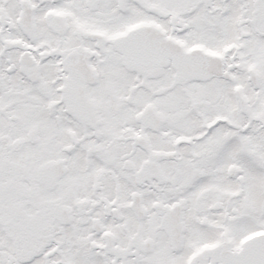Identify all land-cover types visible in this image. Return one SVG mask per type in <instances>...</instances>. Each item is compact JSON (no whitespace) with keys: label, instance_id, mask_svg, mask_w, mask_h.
I'll use <instances>...</instances> for the list:
<instances>
[{"label":"snow or ice","instance_id":"obj_1","mask_svg":"<svg viewBox=\"0 0 264 264\" xmlns=\"http://www.w3.org/2000/svg\"><path fill=\"white\" fill-rule=\"evenodd\" d=\"M0 264H264V0H0Z\"/></svg>","mask_w":264,"mask_h":264}]
</instances>
